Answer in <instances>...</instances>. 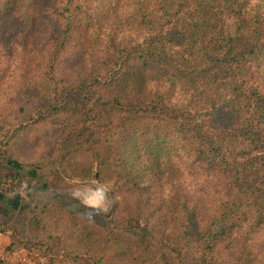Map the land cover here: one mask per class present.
<instances>
[{
	"label": "trees",
	"instance_id": "obj_1",
	"mask_svg": "<svg viewBox=\"0 0 264 264\" xmlns=\"http://www.w3.org/2000/svg\"><path fill=\"white\" fill-rule=\"evenodd\" d=\"M75 1L55 11L43 71L20 88L45 109L30 121L62 115L54 133L60 145H49L42 161L29 160L10 135L0 137V185L13 177L25 186L23 195L0 190L4 252L22 248L40 264H264V256L244 259L224 245L239 225L252 236L264 229L261 3L129 0L141 41L110 35L90 74L70 81L59 70L65 45L78 25L93 23L79 20ZM172 137L228 191L200 220L173 193L176 186L167 197L186 212L174 232L160 235L155 227L174 214L160 210L146 183L152 174L157 183L168 179ZM99 171L121 196L108 214L54 191L63 175L97 179ZM0 264H8L3 256Z\"/></svg>",
	"mask_w": 264,
	"mask_h": 264
},
{
	"label": "rangeland",
	"instance_id": "obj_2",
	"mask_svg": "<svg viewBox=\"0 0 264 264\" xmlns=\"http://www.w3.org/2000/svg\"><path fill=\"white\" fill-rule=\"evenodd\" d=\"M63 1L0 0V137L5 139L10 135L15 150L26 155L29 160L42 161L49 145H60L54 133L62 130V115H49L40 123L30 121L43 115L45 109L42 103L21 93L20 88L25 78L43 71L46 49L55 31V11ZM256 1L264 8V0ZM76 4L79 6V20L89 17L93 23L78 25L65 45L59 70L70 81L90 74L94 61L103 54L110 35L132 43L141 41L143 36L136 22L131 23L134 12L129 0H76ZM166 152V158L172 162L171 170L166 171L168 179L162 178L157 183L152 174L146 183L148 196L151 198L153 195L155 200L162 202L157 204L160 210H169L174 214L171 222L155 227L160 235L174 232L177 221H180L178 216L186 212L184 204L193 211L196 219L203 220L218 198L228 191V186L223 185L220 177L208 171L201 161L198 163L193 159L192 153L180 139L172 137L167 143ZM58 172L67 170L60 168ZM98 175L97 179L63 175L56 182L54 191L108 214L110 210L120 207L121 196L113 184L106 180L107 173L99 171ZM24 187L15 178L8 177L1 183L0 190L4 194L17 191L23 195ZM79 188H100L103 195L100 198L95 196L98 200L96 204L87 205L74 193ZM173 188V193L176 191L178 197L183 196L184 202L175 200L176 208L170 197H167ZM231 232V237L227 236L224 243L226 248L234 250L236 254L241 253L244 259L250 254L256 258L264 256V229L252 236L248 228L239 225ZM0 256L8 264H40L33 252L22 248L10 253L5 251Z\"/></svg>",
	"mask_w": 264,
	"mask_h": 264
},
{
	"label": "bare ground",
	"instance_id": "obj_3",
	"mask_svg": "<svg viewBox=\"0 0 264 264\" xmlns=\"http://www.w3.org/2000/svg\"><path fill=\"white\" fill-rule=\"evenodd\" d=\"M74 193L76 196L80 197V196H85L86 198H89V195L92 196H96L98 198H100V196L103 195L102 191L100 188H88V189H83V188H79V189H75Z\"/></svg>",
	"mask_w": 264,
	"mask_h": 264
},
{
	"label": "crops",
	"instance_id": "obj_4",
	"mask_svg": "<svg viewBox=\"0 0 264 264\" xmlns=\"http://www.w3.org/2000/svg\"><path fill=\"white\" fill-rule=\"evenodd\" d=\"M8 243H9L8 236L0 233V255H2Z\"/></svg>",
	"mask_w": 264,
	"mask_h": 264
},
{
	"label": "water",
	"instance_id": "obj_5",
	"mask_svg": "<svg viewBox=\"0 0 264 264\" xmlns=\"http://www.w3.org/2000/svg\"><path fill=\"white\" fill-rule=\"evenodd\" d=\"M89 198H86L85 196H80L81 202L87 205H94L97 203V198L95 196L89 195Z\"/></svg>",
	"mask_w": 264,
	"mask_h": 264
}]
</instances>
